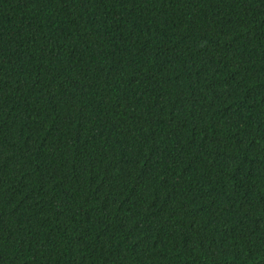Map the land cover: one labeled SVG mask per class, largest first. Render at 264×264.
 Returning <instances> with one entry per match:
<instances>
[{"label":"trees","instance_id":"1","mask_svg":"<svg viewBox=\"0 0 264 264\" xmlns=\"http://www.w3.org/2000/svg\"><path fill=\"white\" fill-rule=\"evenodd\" d=\"M0 264H264V0H0Z\"/></svg>","mask_w":264,"mask_h":264}]
</instances>
